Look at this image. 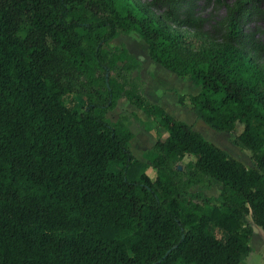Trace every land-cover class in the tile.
Listing matches in <instances>:
<instances>
[{
	"label": "trees",
	"instance_id": "16d2710c",
	"mask_svg": "<svg viewBox=\"0 0 264 264\" xmlns=\"http://www.w3.org/2000/svg\"><path fill=\"white\" fill-rule=\"evenodd\" d=\"M129 30L201 85L198 118L243 124L255 166L146 96L140 60L107 46ZM239 33L188 51L134 0H0V264H241L248 216L264 229V68ZM121 97L166 132L145 152L154 179L130 147L137 115L107 116ZM214 181L218 196L192 190Z\"/></svg>",
	"mask_w": 264,
	"mask_h": 264
},
{
	"label": "rangeland",
	"instance_id": "374dc122",
	"mask_svg": "<svg viewBox=\"0 0 264 264\" xmlns=\"http://www.w3.org/2000/svg\"><path fill=\"white\" fill-rule=\"evenodd\" d=\"M134 1L146 5L149 14L177 34L188 51L207 47L212 41L221 42L225 39H230V25L236 23L240 27V33L235 40L245 42L247 49L254 54V62L261 68H264V0ZM166 11L174 13V18H168L165 13ZM192 19H197V22L195 24H190L189 22ZM121 45L126 46L130 57H136L141 60L142 64L141 69L139 70V78L143 80V76L141 75L144 74L148 80H152V91L156 92L155 89L156 87L160 88L159 85L165 86V88L166 86L172 85L175 86L178 91L187 92L189 90L188 84L180 83V86L177 85V80L170 75L168 71L164 70L162 68L163 66L158 67L149 60V49L138 32L134 30L121 32L118 36L112 39L107 46L118 47ZM152 72H155V80L150 78L149 74ZM173 74L175 75V73ZM180 78L183 79L184 77ZM144 84L146 85L145 81ZM74 96L76 97L79 106L85 102L84 97L77 94ZM180 98H183V101H180ZM184 98V95H179L178 101L183 103ZM112 117H114V113H109L108 118L110 119ZM190 124L196 127V129H199L208 140L224 148L231 155L242 160L249 166H255L251 158V151L238 146L234 142L235 136L243 129L242 123L239 122L237 124L235 132L215 130L198 118V116L195 117ZM149 128H153L156 131V133L154 132L156 139H159L166 133L153 118L147 121L144 128L138 123L133 125L134 133L137 136L144 133V129L147 131ZM137 142L138 139L135 138L131 143V146L134 147ZM191 159H194V156L187 155L184 157L182 163L185 164ZM150 168V174L155 176V168L153 166ZM192 190H200L209 197L218 196L222 190V185L221 183L214 181L213 185L208 189L198 186ZM248 219L254 229L252 237L253 250L248 259L242 264H264V231L260 230L261 233L257 232L255 230L256 225L253 222L251 215L248 216Z\"/></svg>",
	"mask_w": 264,
	"mask_h": 264
},
{
	"label": "crops",
	"instance_id": "0c3cea01",
	"mask_svg": "<svg viewBox=\"0 0 264 264\" xmlns=\"http://www.w3.org/2000/svg\"><path fill=\"white\" fill-rule=\"evenodd\" d=\"M145 44L148 48V44L146 42H145ZM149 60H151V62H153L158 67H162V65L158 64L157 62H154V60L150 57V55H149ZM140 62H141V60H140ZM141 64H142V62H141ZM162 68L164 70L168 71V73L170 75H172L177 80L176 81L177 85L180 86V83L188 84L189 90L187 92H184V91H178L176 89V87L172 86V85L166 86V88H165V86L159 85L160 88L156 87V89H155L156 92H154V91H152V83H151L152 80H148L146 78V76H144V74H142L141 75V76H143L142 79L146 82L145 89H144L145 94L148 98H150V100L152 102L163 106L169 113H171L172 115H174L178 119H181V120L190 124L192 122V120H194L195 117H197L196 112L192 108L190 96L198 94L201 90V85L194 84L188 77H184L183 79H181L180 77H178V75L176 73H175V75H177V76H175L173 74L174 72L168 70L167 68H164V67H162ZM136 74H138V76H139V71ZM149 75H150L151 79H154V80L156 79L155 72H152ZM179 95H184L185 98H184L183 103H180L178 101ZM121 112H125L129 115L135 113L137 115L136 117L131 116V118L128 122V127L133 132V137L130 140V146H131V143L135 140V138L138 139V142L136 143V145H134V147L131 146L132 151L137 158H139V159H141L147 163L146 171L150 175V177L152 179H154L156 176V172H154L155 176L150 174L151 161L148 157H146L145 152H146V150L150 149L154 145V143L158 140V138L156 139V135L154 134V132L156 133V131L153 128H149V129H147V131L144 129L143 130L144 133L139 134L137 136V135H135L134 129H133V125L135 123H138L139 125H141L144 128L147 121H149L152 118L149 117L143 110L139 109L137 106L132 104L126 97H121L118 100L116 107L114 109L108 111L107 116L109 117V113H114V117H112L110 119L116 121ZM194 128L196 129V127H194ZM197 130H199V129H197ZM255 228H257L259 231L260 230L264 231V229L261 226L256 225ZM261 231L259 233H261ZM249 255H248V257H249ZM248 257L245 260H247ZM245 260L243 262H245Z\"/></svg>",
	"mask_w": 264,
	"mask_h": 264
},
{
	"label": "bare ground",
	"instance_id": "6f19581e",
	"mask_svg": "<svg viewBox=\"0 0 264 264\" xmlns=\"http://www.w3.org/2000/svg\"><path fill=\"white\" fill-rule=\"evenodd\" d=\"M255 230H256L257 232H260L257 228H255Z\"/></svg>",
	"mask_w": 264,
	"mask_h": 264
}]
</instances>
